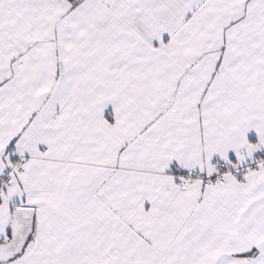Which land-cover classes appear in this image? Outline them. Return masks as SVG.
<instances>
[{
    "label": "snow or ice",
    "instance_id": "1",
    "mask_svg": "<svg viewBox=\"0 0 264 264\" xmlns=\"http://www.w3.org/2000/svg\"><path fill=\"white\" fill-rule=\"evenodd\" d=\"M0 264H264V0H0Z\"/></svg>",
    "mask_w": 264,
    "mask_h": 264
}]
</instances>
